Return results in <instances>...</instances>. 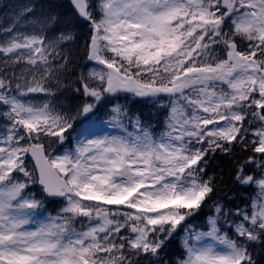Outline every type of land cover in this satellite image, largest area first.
<instances>
[{"label": "snow or ice", "instance_id": "obj_1", "mask_svg": "<svg viewBox=\"0 0 264 264\" xmlns=\"http://www.w3.org/2000/svg\"><path fill=\"white\" fill-rule=\"evenodd\" d=\"M71 3L96 65L74 89L91 102L74 113L54 104L72 63L60 45L74 32L0 28V264H264V0ZM121 93L166 108L165 130L117 104L109 123L123 134L51 153L77 118ZM237 149L250 154L234 179L257 192L233 210L214 200L219 185L206 169ZM35 185L63 198L55 216H44ZM208 201L214 215L197 230L188 220ZM178 229L181 251L169 258Z\"/></svg>", "mask_w": 264, "mask_h": 264}, {"label": "trees", "instance_id": "obj_2", "mask_svg": "<svg viewBox=\"0 0 264 264\" xmlns=\"http://www.w3.org/2000/svg\"><path fill=\"white\" fill-rule=\"evenodd\" d=\"M25 6H31L33 11L31 13L19 15ZM50 14H54L57 17L55 22L48 20ZM9 25H15V30L24 33L34 31L40 32L42 30L48 38H56L61 31L71 29L75 34V39L71 42H64L60 46L65 51L70 52L72 63L70 69L60 76L63 87L56 93L54 104L58 111L74 113L76 108L85 101L91 102V98L84 96L82 90L80 92L74 91L75 88H81L79 81L80 76L83 74L87 77L89 71L93 67H96V65H94L93 62L88 61L86 58L84 40L87 38L89 31L88 25L76 16L70 0H0V28ZM36 96L45 95L37 94ZM128 98L129 97L123 98V101L126 102ZM49 99V97H46L43 102H47ZM101 102L102 103L97 106L94 116L99 114L97 116L98 119H105L108 110H111L109 107L111 101L108 99V101L103 100ZM125 102L124 104L126 105ZM137 104H139V107L136 106ZM127 110L130 116L138 114L139 112L140 118L145 124L150 125L151 130L156 133L155 125H159L163 114L158 115L154 113V106L152 104L140 99H133L127 102ZM92 115L93 114L87 117L77 118L73 125L75 131L82 128L85 122L84 120L89 117L92 118ZM75 131L70 129L69 133ZM69 133H65V136L68 137V139L64 141L66 145L70 141ZM156 134H158V132ZM249 154L250 149L244 152L237 149L235 154L228 156L217 152V154L208 162V167L206 169L207 176H214L215 182L219 185L214 200L221 202L233 210L236 207L246 206L252 195L251 186H241L234 179L237 167L236 162L243 160ZM26 163L28 164L29 169L33 168L29 159L26 160ZM207 176H205V179H207ZM32 191L37 195V198L44 199L46 208L44 214L55 215V212L60 205L49 202L44 198L37 185L32 188ZM213 206L214 204L212 201H208L206 207L202 205L201 210L194 216L195 220L192 221L196 227H198L196 219H200L201 217L210 214ZM192 218L188 220L190 221V225ZM178 233L179 230H177V234ZM177 234L169 244V258H173L180 254L181 243L178 237L179 234Z\"/></svg>", "mask_w": 264, "mask_h": 264}, {"label": "rangeland", "instance_id": "obj_3", "mask_svg": "<svg viewBox=\"0 0 264 264\" xmlns=\"http://www.w3.org/2000/svg\"><path fill=\"white\" fill-rule=\"evenodd\" d=\"M36 95L34 96V102L43 103L44 98H46V96H36ZM123 95L124 94L121 93L118 96L108 98L109 101H111L109 104V107L111 108V110L117 104L125 105L124 104L125 101H123L124 100L123 98H125V97H129L128 100L125 102L126 105H127V102H129L133 99L134 100L138 99V98L132 97L130 94L127 96H123ZM108 99H105V101H108ZM101 103L102 102H100L99 104H101ZM136 106L139 107V104H137ZM111 110H108L107 117L105 119H98L97 116L99 114L96 116H94L95 114L92 115L93 116L92 118H90V117L86 118L84 120L85 122H84L82 128L78 129L75 132H71V135H69V139H70L69 143L67 145H66V143L59 144V145L53 144L52 149H51V153L53 155H56V154H61L64 151H71L75 148L77 141L83 140L85 136H87L89 138H95L96 136H101V135H120V134H123L122 128L120 126H114L113 124L109 123L111 116L113 115ZM154 113H156L158 115L163 114V116L161 117V121H160L159 125L158 126L155 125L156 126L155 132L156 133L158 132V134H159L165 130L167 109L166 108H157L154 106ZM138 114H139V112H138ZM90 115L91 114H88V116H90ZM151 122H152V120H151ZM123 126L127 128V131H129V132L133 131V127L127 119L123 120ZM257 155H259V154H257ZM256 192H257V189L252 187V195L250 197L252 198L253 196H255ZM251 198L248 200L247 205H250ZM63 206H64V204L61 205V208ZM249 210H251V209L249 208ZM212 215H214V206L212 207L210 214H208L204 217H201L200 219H196L198 227H196L194 225V223L192 222L195 220V217L191 219V225L194 228H196L197 230L207 231V228L205 227V225L207 223V218L209 216H212ZM44 216L46 217L48 215L45 213ZM188 223L190 224V221H188ZM178 230H179V233H178L179 235L178 234L177 235H178L180 243H181V238L183 237L184 233L180 229H178ZM225 230H228V229H225ZM228 231H230V230H228Z\"/></svg>", "mask_w": 264, "mask_h": 264}, {"label": "water", "instance_id": "obj_4", "mask_svg": "<svg viewBox=\"0 0 264 264\" xmlns=\"http://www.w3.org/2000/svg\"><path fill=\"white\" fill-rule=\"evenodd\" d=\"M70 3H71V0H70ZM71 5H72V3H71ZM73 7V6H72ZM83 21V20H82ZM85 22V21H84ZM91 62V61H90ZM29 159H30V161L33 163V165H34V161L29 157ZM40 187V186H39ZM49 199L50 200H52V201H59V200H61L62 198H59V197H49Z\"/></svg>", "mask_w": 264, "mask_h": 264}]
</instances>
